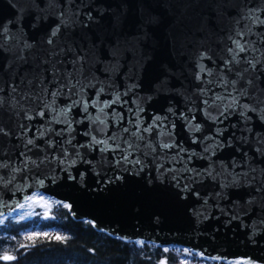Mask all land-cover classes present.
<instances>
[{
	"label": "water",
	"instance_id": "water-1",
	"mask_svg": "<svg viewBox=\"0 0 264 264\" xmlns=\"http://www.w3.org/2000/svg\"><path fill=\"white\" fill-rule=\"evenodd\" d=\"M253 6L264 0H0V212L40 192L110 236L264 264V111L243 109L251 89L226 109L238 94L221 83L255 75L224 67Z\"/></svg>",
	"mask_w": 264,
	"mask_h": 264
},
{
	"label": "trees",
	"instance_id": "trees-1",
	"mask_svg": "<svg viewBox=\"0 0 264 264\" xmlns=\"http://www.w3.org/2000/svg\"><path fill=\"white\" fill-rule=\"evenodd\" d=\"M50 202L52 217L48 219L40 220L38 214L27 220L3 219V224H0V254L7 251L17 256L11 264H160L161 260H166L167 264H181L178 261L181 253L176 252L179 247H161L110 236L96 230L89 221L72 218L64 204ZM26 230L46 232L50 238L40 236L30 247L21 248V244L30 243L21 237V232ZM57 235L65 239L51 238ZM193 255L190 264L234 262L205 257L198 259L196 254ZM0 264L6 262L0 261Z\"/></svg>",
	"mask_w": 264,
	"mask_h": 264
},
{
	"label": "snow or ice",
	"instance_id": "snow-or-ice-1",
	"mask_svg": "<svg viewBox=\"0 0 264 264\" xmlns=\"http://www.w3.org/2000/svg\"><path fill=\"white\" fill-rule=\"evenodd\" d=\"M244 19H247L249 21L248 24H245L243 29H238L236 31V35L234 37L230 36L229 39L231 40L232 44L234 45V47H229L227 49L228 53L230 54V59H226L224 61V67L227 68V71L232 72L233 71V66H238L240 64H245L247 65V67L243 68V70H240L237 67L236 70V75L239 78V80H244L247 73L248 72H253L255 73V75L250 76L247 78L246 80V84L243 88H237V84H238V80H228L226 77H221V83L224 84L225 86L230 85L232 87L233 92L237 93L238 95H234L232 96L231 93H229L230 96H232L231 98V102L227 105H225V108H231L234 107L236 105H238L239 100L238 97L240 96H244L247 97L249 96V90L251 89V92L254 93V95L251 97L253 103L251 104H244L242 105L243 109L245 111H256V105L260 106V110L264 111V87H260L259 86V81L264 78V49L258 48L256 47L257 41L256 40H248L245 39L246 36L248 35H257L258 37V41L261 43H264V32H259V33H254L253 28L254 26H264V7H260V6H253L250 7L247 11L246 16L243 17ZM0 31H7V28L4 25H0ZM59 31V26H57V28L55 30L52 31L51 36L54 37L57 35V32ZM53 41L50 38L48 40V43L51 44ZM30 47L29 45H25V48ZM249 53H251V55H249ZM257 53H259V55H257ZM203 58V57H201ZM21 60L24 59V56L21 55L20 57ZM200 71H205V69L203 67H201ZM71 75V74H69ZM199 79V76L197 77ZM31 83V81L29 82ZM255 84V87H253V85ZM80 86V82L76 81V84H70V90L72 87H77ZM16 89L15 87L13 88V92H15ZM46 91V90H45ZM203 91V90H201ZM57 95V92H53L52 96L55 97ZM97 96H99V93H97ZM28 98V94H22L21 96V100L27 99ZM119 97H117L118 99ZM216 99L218 100H223L224 97L222 96H217ZM114 102V101H113ZM17 103H19V101H17ZM95 103V102H94ZM205 103L207 104V100H205ZM21 107H23V105H20ZM105 107H107V103L104 105ZM45 107H48V105H45ZM87 107L88 105L85 104L84 106V110L87 111ZM66 109L62 110L61 114H66ZM102 111V109H101ZM39 115L43 116L45 113L43 111H40L38 113ZM223 114V113H222ZM241 115H244V112H241ZM25 117L28 119H31V116H28V111L25 110ZM97 120L100 119L99 116L96 117ZM102 124L104 123V121H100ZM23 127V126H22ZM198 127V126H197ZM4 129L0 128V132H3ZM123 131L125 133H128L130 130L128 128H124ZM143 132L146 133H150L152 131V126H147L144 127L142 129ZM141 129L139 128V126H137V129L135 132L132 133V136L136 138V140L141 141L144 139V137L142 135H140ZM109 139H113L115 140L116 137L115 135H113L112 137H109ZM92 142L93 143H97V144H104L106 147H110L107 145V140H100L97 141L95 137H92ZM27 143L29 145L33 144V140L29 139L27 141ZM125 143L128 144V149H134V150H138L140 148V145L137 144H133L131 141H125ZM163 148L167 149L172 147V145H169L167 143H163L161 145ZM145 148H150L151 145L150 144H146L144 145ZM116 148L119 149L120 145L119 143L116 144ZM102 151L104 149H101ZM153 151H155V149H152ZM122 151H127V150H122ZM131 155L130 152H128L126 155H123V159L125 161L128 160V156ZM62 162V161H61ZM136 163H140L139 159H137L135 161ZM33 163L35 164L36 161H33ZM8 167V165L6 163H0V168H6ZM20 169L18 168H13L12 172L16 173L19 172ZM15 180V176L12 175L11 179L8 180V183H12V181ZM0 183H4V178L2 176H0ZM40 185H43L44 181L43 179L39 180L38 182ZM25 188L29 187V185H24ZM258 191L260 190L259 188L257 189ZM39 205L42 208H50V204L47 200H45L44 195L43 194H39L38 192H33L31 194L25 195L23 202L17 203L15 205V207L13 208V211H15L16 209H25V208H34V206ZM64 207H69L67 204L64 205ZM33 213L31 212H24L23 215H21L19 218L21 220H23L25 217L31 216ZM9 216L12 215V213L8 214ZM45 217L48 216V212H44L43 214ZM0 217H4L5 219H7V217H5L3 212H0ZM3 219H0V224H3ZM43 236L44 238H50L49 237V233H34L32 235H28L25 236L24 239L29 241V244H21L20 247L21 248H27L30 247L32 244L35 243V241L40 237ZM53 239L56 240H63L65 239L64 237L61 236H55V237H51ZM142 243V242H140ZM165 251H168L167 249H165ZM188 250L185 249V252H187ZM215 259V258H214ZM17 260V256L10 254L9 252L5 251L3 252V254H0V261L6 262V264H11V262L16 261ZM160 264H167L166 260H161ZM236 264H249L248 261H237Z\"/></svg>",
	"mask_w": 264,
	"mask_h": 264
},
{
	"label": "rangeland",
	"instance_id": "rangeland-1",
	"mask_svg": "<svg viewBox=\"0 0 264 264\" xmlns=\"http://www.w3.org/2000/svg\"><path fill=\"white\" fill-rule=\"evenodd\" d=\"M39 194H42V193H40V192H38ZM44 198H45V200H47L48 202H49V204H50V208H42V207H40L39 205H36V206H34V208H25V209H23V210H21V209H16L15 211H11V212H9V213H12V215L11 216H9L8 214L9 213H6V214H4L5 215V217H10L11 219H14V220H21L19 217L21 216V215H23V213L24 212H31V213H33L31 216H28V217H25L23 220H27V219H29V218H31L32 216H34V215H36V214H38V218L41 220V219H48V218H50V217H52L51 216V212H50V210H51V202L50 201H52V199H50V198H48V197H46L45 195H44ZM54 201V200H53ZM44 212H48V216L47 217H45L43 214H44ZM0 219H4V217H0ZM22 234H21V237H25V236H28V235H32V234H34V233H37L36 232V230H34V231H30V230H26V231H23V232H21ZM17 240L16 241H19L18 240V238H16ZM136 241H138V240H136ZM176 247V246H175ZM188 250V249H187ZM176 252L177 253H181L180 254V257H179V259H178V261H179V263H184V264H190V263H192L193 262V254H196L197 255V257H198V259H200V258H204L201 254H199V253H197V252H193V251H191V250H188L187 252H185V249L184 248H182V249H180V247L179 248H177L176 249ZM234 262H233V264H236V262L238 261V260H233ZM243 262V261H242Z\"/></svg>",
	"mask_w": 264,
	"mask_h": 264
}]
</instances>
